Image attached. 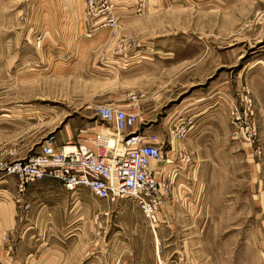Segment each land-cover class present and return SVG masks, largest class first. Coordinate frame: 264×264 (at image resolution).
I'll list each match as a JSON object with an SVG mask.
<instances>
[{"label":"rangeland","instance_id":"rangeland-1","mask_svg":"<svg viewBox=\"0 0 264 264\" xmlns=\"http://www.w3.org/2000/svg\"><path fill=\"white\" fill-rule=\"evenodd\" d=\"M139 83L161 94L152 132L170 159L156 226L85 187L67 189L70 215L27 216L25 187L42 178L18 190L5 165L50 136L100 133L97 105L138 116ZM6 206L0 264H264V0H0Z\"/></svg>","mask_w":264,"mask_h":264},{"label":"built area","instance_id":"built-area-1","mask_svg":"<svg viewBox=\"0 0 264 264\" xmlns=\"http://www.w3.org/2000/svg\"><path fill=\"white\" fill-rule=\"evenodd\" d=\"M96 24L110 27L111 15L99 21V10L89 4ZM94 115L103 126L100 133L80 142L56 144L53 137L43 141L32 155L5 165V172L17 178V189L45 176L55 178L66 189L87 188L95 198L114 204L130 198L150 227H155L166 192L163 142L153 134L135 131L137 112L117 105H97ZM110 138V143H108Z\"/></svg>","mask_w":264,"mask_h":264},{"label":"crops","instance_id":"crops-1","mask_svg":"<svg viewBox=\"0 0 264 264\" xmlns=\"http://www.w3.org/2000/svg\"><path fill=\"white\" fill-rule=\"evenodd\" d=\"M19 54V51L7 53L5 60L9 61L20 58ZM132 57H134L135 62H137V58L138 61L143 59L141 55L137 57L136 54ZM134 73L139 75L136 76L139 79L143 76L145 79L147 76V71L139 67L134 68ZM136 91L145 92V97H143L139 104V114L137 116L135 128L139 127V131L143 133L151 132L153 134V127L158 126L160 123L155 121L156 111L154 112V109L157 106L156 102H159L161 99V94L158 91L148 89L145 83H139V86L136 85ZM27 185L25 187L26 194L23 195V202H25L28 207L27 216L43 221H50L57 217L60 218L63 216L64 218L66 215H70V196L67 195L68 190L64 188L60 182L44 177L34 184ZM256 195L259 196L258 194ZM6 207H0V221L2 223L3 220H6L8 225L13 219L14 212L10 206Z\"/></svg>","mask_w":264,"mask_h":264},{"label":"bare ground","instance_id":"bare-ground-1","mask_svg":"<svg viewBox=\"0 0 264 264\" xmlns=\"http://www.w3.org/2000/svg\"><path fill=\"white\" fill-rule=\"evenodd\" d=\"M107 140H108V143H110V138H108Z\"/></svg>","mask_w":264,"mask_h":264}]
</instances>
